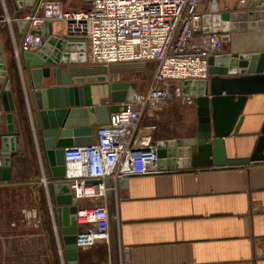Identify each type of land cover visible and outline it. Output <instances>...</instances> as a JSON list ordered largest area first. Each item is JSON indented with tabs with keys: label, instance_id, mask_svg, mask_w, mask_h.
I'll return each mask as SVG.
<instances>
[{
	"label": "water",
	"instance_id": "1",
	"mask_svg": "<svg viewBox=\"0 0 264 264\" xmlns=\"http://www.w3.org/2000/svg\"><path fill=\"white\" fill-rule=\"evenodd\" d=\"M17 15L35 12L43 0H11ZM5 20L0 17V22ZM23 35L25 21L17 23ZM202 33L223 35L230 41V52L209 58V81H185L182 94L194 99L197 114L195 134L185 138L160 139L157 142L162 174L245 168L264 163V124L255 148L248 158L227 157L225 139L240 135L243 111L249 97L264 95V0H251L248 6L206 14ZM44 44L37 52H21L30 80L38 137L48 167L49 190L66 264H79L77 235L78 205L71 185L63 181L66 173V148L95 143L97 129L107 125L112 113L126 111V96L136 90L134 83H105L104 79L82 75L78 65L87 63L84 42L69 40L54 32V24L44 23ZM0 106L5 114L6 130L0 133V182L12 179L13 158L19 154L16 131V106L0 44ZM124 178L120 184L125 185ZM111 187V181H106Z\"/></svg>",
	"mask_w": 264,
	"mask_h": 264
},
{
	"label": "crops",
	"instance_id": "2",
	"mask_svg": "<svg viewBox=\"0 0 264 264\" xmlns=\"http://www.w3.org/2000/svg\"><path fill=\"white\" fill-rule=\"evenodd\" d=\"M46 1L50 0L42 3ZM209 3L200 6L202 15L225 13L239 6V0ZM78 5V10L86 8L82 0ZM16 12L11 0H0V17L5 18L0 22V44L16 106V131L21 133L19 152L24 154L13 158L12 179L0 185L27 180L24 177L37 185L38 178L31 175L24 150H34L40 156L47 180L48 167L37 134L30 80L21 56L18 59L15 54L22 43L17 23L32 10L21 16ZM62 28L54 24L55 34H62ZM76 68L82 75L93 73L89 67ZM5 114L0 106V133L5 131ZM243 116L240 135L225 139L230 159L251 156L264 124V95L249 97ZM1 150L0 140V162ZM49 186L48 181V190ZM47 195L54 213L50 190ZM106 201L111 214L110 239L80 250L79 264H264V163L131 177L125 185L112 183ZM97 203L99 200H82L78 207ZM51 220L57 245L63 251L55 214Z\"/></svg>",
	"mask_w": 264,
	"mask_h": 264
},
{
	"label": "built area",
	"instance_id": "3",
	"mask_svg": "<svg viewBox=\"0 0 264 264\" xmlns=\"http://www.w3.org/2000/svg\"><path fill=\"white\" fill-rule=\"evenodd\" d=\"M251 0H239L248 6ZM43 2V1H42ZM85 9L67 10L60 1L50 0L29 15L22 43L15 54L37 52L44 44V23L61 24L63 37L87 46V60L93 67L151 62L156 64L146 92L129 90L127 110L110 115L107 125L98 127L95 143L64 151V182L71 185L73 199L97 203L78 207L77 247L92 249L108 242L111 214L107 190L126 177L161 175L156 134L159 114L176 100L194 106L192 97L182 94L185 81H209V58L225 52L223 35L202 33L199 8L216 0H82ZM214 15L216 12H209ZM206 15V14H205ZM10 22V21H9ZM120 82V81H117ZM116 83V82H115ZM110 179L111 187L105 181ZM44 184L48 188L47 177Z\"/></svg>",
	"mask_w": 264,
	"mask_h": 264
},
{
	"label": "rangeland",
	"instance_id": "4",
	"mask_svg": "<svg viewBox=\"0 0 264 264\" xmlns=\"http://www.w3.org/2000/svg\"><path fill=\"white\" fill-rule=\"evenodd\" d=\"M58 1L63 2L68 10L79 8L78 0ZM230 44V41L226 42L224 54L229 53ZM79 66L89 67L93 72L90 76L95 80L99 77L105 83H134L138 92L148 90L156 70V64L151 62L118 64L109 69L94 68L89 61ZM157 124L159 138L194 136L196 109L174 100L159 114ZM21 151L19 154L23 153ZM24 151L28 154L26 164L31 175L38 178V184L34 185V181L29 182L28 177H24L27 180L0 185V264H66L56 241L51 220L54 213L47 195L49 190L43 181L46 175L40 156L37 157L34 150ZM35 234L38 237L31 238Z\"/></svg>",
	"mask_w": 264,
	"mask_h": 264
}]
</instances>
